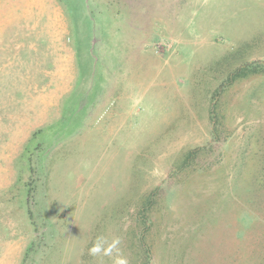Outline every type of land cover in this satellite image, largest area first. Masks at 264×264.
<instances>
[{"label": "rangeland", "instance_id": "374dc122", "mask_svg": "<svg viewBox=\"0 0 264 264\" xmlns=\"http://www.w3.org/2000/svg\"><path fill=\"white\" fill-rule=\"evenodd\" d=\"M262 67L264 0H0V264H264Z\"/></svg>", "mask_w": 264, "mask_h": 264}, {"label": "clouds", "instance_id": "9594fccd", "mask_svg": "<svg viewBox=\"0 0 264 264\" xmlns=\"http://www.w3.org/2000/svg\"><path fill=\"white\" fill-rule=\"evenodd\" d=\"M120 244L119 239L113 240V242L109 245V247L105 250L106 255H110L113 249H117V252H119L117 246ZM91 254L96 255L101 252V241H98L91 249ZM116 264H127L126 259L124 258H118L116 260Z\"/></svg>", "mask_w": 264, "mask_h": 264}, {"label": "trees", "instance_id": "16d2710c", "mask_svg": "<svg viewBox=\"0 0 264 264\" xmlns=\"http://www.w3.org/2000/svg\"><path fill=\"white\" fill-rule=\"evenodd\" d=\"M264 70V67H262ZM255 70H257L256 68H245V67H239L233 74H231L230 80L232 81L235 78L241 77V76H246L248 73L250 72H254ZM198 149L193 150L194 152L197 151ZM193 151L190 152V154L193 156Z\"/></svg>", "mask_w": 264, "mask_h": 264}]
</instances>
